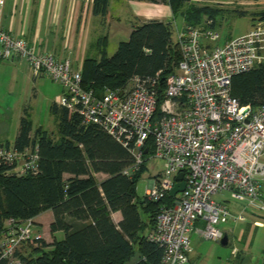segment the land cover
Masks as SVG:
<instances>
[{"label":"built area","instance_id":"built-area-1","mask_svg":"<svg viewBox=\"0 0 264 264\" xmlns=\"http://www.w3.org/2000/svg\"><path fill=\"white\" fill-rule=\"evenodd\" d=\"M220 39L210 23L185 27L176 41L180 60L164 87L160 70L153 77L134 76L123 87L97 93L83 86L81 69L38 52L27 39L5 30L0 17V58L24 59L35 77L60 83L59 106L80 114L83 124L105 130L132 153L134 162L126 174L149 159L164 161L146 191L154 201L171 197L148 235L164 248L161 264L189 263L191 232L220 241L226 233L222 224L264 213V104L242 105L232 94L233 78L264 61V20L256 19L248 32L216 43ZM39 160L37 146L23 151L0 146V163L13 166L19 175L36 174ZM182 172L185 189L173 196ZM223 193L242 208L233 211L226 201L214 198ZM253 223L261 225L259 220ZM42 239L32 218L9 219L0 238L2 261L27 264L24 248Z\"/></svg>","mask_w":264,"mask_h":264},{"label":"trees","instance_id":"trees-1","mask_svg":"<svg viewBox=\"0 0 264 264\" xmlns=\"http://www.w3.org/2000/svg\"><path fill=\"white\" fill-rule=\"evenodd\" d=\"M187 2L169 0L174 13L183 16L185 27L210 23L217 28V17L225 9L197 3L185 7ZM108 6L109 0H93V13L106 16ZM235 11L238 15L248 13ZM252 14L264 20V11ZM174 29L173 22L146 21L135 26L129 39L122 41L111 56L102 39L100 58L84 61L83 86L101 93L125 86L134 76L149 78L162 70L164 87L166 77L180 60ZM232 94L242 105L264 104V61L233 78ZM52 110L60 114L59 140L47 130H33L25 114L13 144H0L19 151L37 146L40 155L36 174L19 175L13 166L0 163V234L5 219L26 220L52 210L51 232L63 231L64 238L51 243L40 240L31 254L21 255L27 264H131L135 243L140 259L133 264H161L163 246L142 229H154L161 206L170 203L171 197L160 201L146 194L140 197L137 183L146 163L132 175L126 174L124 170L134 162L129 149L100 127L83 124L80 114L56 103ZM98 173L107 178L98 180ZM115 211L122 213L118 224L112 217ZM141 211L147 214L146 221ZM0 264H6L1 259V247Z\"/></svg>","mask_w":264,"mask_h":264},{"label":"crops","instance_id":"crops-1","mask_svg":"<svg viewBox=\"0 0 264 264\" xmlns=\"http://www.w3.org/2000/svg\"><path fill=\"white\" fill-rule=\"evenodd\" d=\"M239 2L240 3L235 4L241 5V0ZM251 2L254 1H242V4L245 5L244 11L251 13H260L264 11V0H256L258 6H256L257 10H254V12ZM217 3L218 4L215 6L221 9L225 8V11H230L231 7L229 6H231L232 3L234 4V1L218 0ZM231 11H233V9ZM176 15L177 14L174 13L169 4V0H109L108 13L106 16L95 15L93 13V0H0V17L5 30L9 31L14 36L27 39L40 53L52 54L59 60H69L72 67L75 69H82L84 61L88 57L100 58L101 45L99 42L102 39L105 40V47L108 54V44L111 35H117L123 32L125 35L130 36L135 26H139L149 20H162L174 23ZM260 16L261 15H257L255 18L253 16L250 28ZM220 22L218 19L216 20L217 25ZM185 25L186 23L181 28L176 26L177 36L179 30L183 29ZM177 36L176 38L173 36L175 42L177 41ZM231 38L232 37H229L227 40ZM121 42H119V44ZM0 60L7 59L0 58ZM8 61L10 62L8 65L11 66L16 75H21L20 79H24V82H28L32 76L35 80L34 89L36 92H39V90L41 92L42 89L47 92L46 89L50 88L54 94V103L58 105V100L62 94V89L60 90V87L56 85L55 87L53 86V88L49 87L51 83L46 76L35 77L26 60L15 59ZM53 104L51 105V109ZM25 114L31 119L33 130L41 128L47 130L49 133L51 132L49 128H44L43 125L35 126L34 120L30 117L29 110L24 107L17 113V119L15 121L17 130L16 136L19 131L21 117ZM56 114L58 116L59 131L60 114ZM16 136L12 140L4 137L0 140V144L10 142L12 145ZM96 176L100 181L107 178V175L104 173H98ZM151 181L149 182L150 184ZM225 201L228 202L229 200ZM231 201H234L231 209L233 211H239L241 209L239 206L240 204H237L235 200L231 199ZM112 217L117 224L120 223L122 220L121 211L112 212ZM53 218L54 214L52 210H46L32 218L35 229L43 234V239L48 243L53 242L55 239L61 240L63 238L62 235H65L63 231H58L54 234L51 232L50 225ZM43 219H47V222ZM254 220H259L261 225H255L253 223ZM240 222H246V224L250 225H246V229H242L240 235L235 237L243 243L242 249L247 250L245 248H248L251 250L255 243V234L260 228H264V213H255L249 216L248 221ZM240 222H236L235 224ZM8 225L9 219H5L4 229L0 234V238ZM225 231L228 236L234 234V229L232 227L226 228ZM149 232L150 229L146 231L145 235H148ZM195 233L199 234L198 232ZM234 249L238 248L235 247ZM263 253L264 248L261 249L260 255L263 256ZM188 264H191L190 256Z\"/></svg>","mask_w":264,"mask_h":264},{"label":"rangeland","instance_id":"rangeland-1","mask_svg":"<svg viewBox=\"0 0 264 264\" xmlns=\"http://www.w3.org/2000/svg\"><path fill=\"white\" fill-rule=\"evenodd\" d=\"M217 1L218 0H188L185 7H188L193 3L210 4L215 6L218 4ZM233 1L234 4L232 3L231 6H229L231 7L230 11H224L217 17L218 21H221L217 25V30L221 33V39L216 43H223L229 37H237L250 30V24L251 21H253V14L251 12H248L245 15L236 14L235 9L238 12L241 10L243 11L245 5L242 4L243 0H241V5L235 4L240 3V0ZM251 1H254L251 2L252 10L254 12V10H257L256 6H258V4H256V0ZM232 9L233 11H231ZM205 19H207V17H205ZM184 24L185 22L183 17L177 13L174 21V38L177 36L176 26L181 28ZM128 39L129 36L125 35L123 32L117 35H111L108 44V55L111 56L115 53L119 42L127 41ZM9 63L10 62L8 60H0V140L4 137L9 138V140L14 139L17 133L15 125L17 113L24 107L29 110L30 117L34 120L35 126L43 125L44 128H49L53 138L59 140L60 133L58 131V116L51 109V105L54 103L53 92L50 88L46 89L47 92H45L44 89H42L41 92L40 90L39 92H36L34 89L35 80L32 76L28 82H24V79H20L21 75L15 74L11 66L8 65ZM46 78L49 79V82L51 83L49 84V87L53 88V86L55 87L56 85L60 87V90L62 89L63 94V86L60 83L48 78L47 76ZM164 167L165 163L160 159H149L146 162L145 169L137 183V193L140 197H143L146 194L147 189L151 187L149 182L161 170H163ZM214 198L217 201L229 200L226 202L228 206L232 208V203L234 201H231L228 193L216 195ZM236 203H239V206L242 208L243 204L241 202L236 201ZM141 214L143 219L146 221L148 218L147 214L143 211H141ZM43 220L47 222V219ZM246 225L249 226L250 224H246V222L235 224L232 221H229L228 223L221 225L223 229L229 227L234 229V236H229L230 241L227 246L222 245L220 241L206 239L195 232H191V264H264V253L263 256L260 255L261 249L264 248V228H260L255 234V243L251 250L248 248H245L247 250H244L242 249L243 243L237 240L235 236H239L241 230L246 229ZM142 230V233H146L148 228ZM151 232L152 230H150L149 233ZM62 237L64 238V234ZM235 247L238 248V253L234 254V256L233 249ZM33 248L34 243H29L27 249H25L27 255L31 254ZM138 259H140V252L137 244L135 243V251L130 259V263L133 264L138 261Z\"/></svg>","mask_w":264,"mask_h":264},{"label":"water","instance_id":"water-1","mask_svg":"<svg viewBox=\"0 0 264 264\" xmlns=\"http://www.w3.org/2000/svg\"><path fill=\"white\" fill-rule=\"evenodd\" d=\"M176 184L173 187V189L171 190V195H176L178 192H181L185 189V181H184V173H180L177 177H176ZM220 243L224 246H227L229 244V236L227 233H225V235L223 236V238L220 240Z\"/></svg>","mask_w":264,"mask_h":264}]
</instances>
